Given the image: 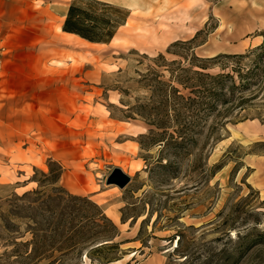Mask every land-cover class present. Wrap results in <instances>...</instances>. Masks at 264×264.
I'll list each match as a JSON object with an SVG mask.
<instances>
[{
	"label": "rangeland",
	"instance_id": "rangeland-1",
	"mask_svg": "<svg viewBox=\"0 0 264 264\" xmlns=\"http://www.w3.org/2000/svg\"><path fill=\"white\" fill-rule=\"evenodd\" d=\"M113 3L117 39L51 69L0 42V264H264V0ZM227 54L204 72L251 83L204 116L175 76Z\"/></svg>",
	"mask_w": 264,
	"mask_h": 264
},
{
	"label": "trees",
	"instance_id": "trees-1",
	"mask_svg": "<svg viewBox=\"0 0 264 264\" xmlns=\"http://www.w3.org/2000/svg\"><path fill=\"white\" fill-rule=\"evenodd\" d=\"M120 11V8L116 7V5L103 0H84L82 3L78 0H72L64 20L63 30L78 34L90 42L110 43L120 26L126 23L129 16L127 12L123 16L117 17ZM256 49H264V44L258 46ZM256 49L252 50V52H255ZM263 55L264 52L262 53ZM159 57L164 59L162 54ZM220 57L242 59L248 57V54H227L212 58H196L204 63ZM199 67L202 70H193L192 77L179 78L180 74H177L175 79H178L183 89H191L190 92L195 96H188V101L197 103L198 109L204 116H208L216 111L219 108V104L226 105L232 103V98L235 95L229 94L226 90L247 91V87L251 83L249 81V72H238L237 75L240 81H242L238 85L235 77L230 74L204 72V70L212 68V66L205 63ZM181 70L188 71V68L182 67ZM169 88L168 92H176L175 95H178L182 91L173 83H169ZM179 97L185 98L181 94Z\"/></svg>",
	"mask_w": 264,
	"mask_h": 264
},
{
	"label": "crops",
	"instance_id": "crops-1",
	"mask_svg": "<svg viewBox=\"0 0 264 264\" xmlns=\"http://www.w3.org/2000/svg\"><path fill=\"white\" fill-rule=\"evenodd\" d=\"M6 1L23 8L11 9L10 13L0 11V16L24 17L27 22L4 28L2 25L0 26V42L5 45V48L18 50L31 48L35 50V63L33 62L32 65L42 67L43 71L51 69L52 63L60 62L59 58H67L66 63L72 61L65 54L57 53L55 55L54 52H48L50 46L54 47V44H58V48H62L63 52L68 53V55L74 54L75 49H78L79 44L64 38L65 35L74 34L63 30L71 0H0L3 4ZM15 42L18 45L13 47ZM4 60L5 64L9 66L11 64H28L25 57H5ZM5 70L8 73V79L18 78L17 75L14 76L11 73L9 68ZM19 73L22 72L17 74L19 75Z\"/></svg>",
	"mask_w": 264,
	"mask_h": 264
},
{
	"label": "bare ground",
	"instance_id": "bare-ground-1",
	"mask_svg": "<svg viewBox=\"0 0 264 264\" xmlns=\"http://www.w3.org/2000/svg\"><path fill=\"white\" fill-rule=\"evenodd\" d=\"M106 2H109V3L120 2V3L128 4V5H131V6H134V7H138V6L141 5V0H106ZM113 4H115V3H113ZM130 24H131V21L127 20L125 24L120 26V28L123 27V26H126V25H130ZM64 38L67 41L74 42L76 44H81V45H83V44H85V45H105L106 44V43L90 42L87 39L82 38L81 36H79L78 34H75V33L74 34H70V35H65ZM116 39H117V36L115 35L113 37V39L111 40V42H113ZM133 253H136V252H133Z\"/></svg>",
	"mask_w": 264,
	"mask_h": 264
},
{
	"label": "water",
	"instance_id": "water-1",
	"mask_svg": "<svg viewBox=\"0 0 264 264\" xmlns=\"http://www.w3.org/2000/svg\"><path fill=\"white\" fill-rule=\"evenodd\" d=\"M129 181L130 176L117 166L112 169L107 177L108 184H117L120 187H125Z\"/></svg>",
	"mask_w": 264,
	"mask_h": 264
},
{
	"label": "built area",
	"instance_id": "built-area-1",
	"mask_svg": "<svg viewBox=\"0 0 264 264\" xmlns=\"http://www.w3.org/2000/svg\"><path fill=\"white\" fill-rule=\"evenodd\" d=\"M1 64H2V59L0 58V67H1Z\"/></svg>",
	"mask_w": 264,
	"mask_h": 264
}]
</instances>
